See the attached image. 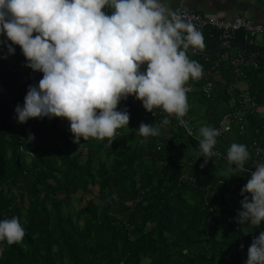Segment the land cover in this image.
Listing matches in <instances>:
<instances>
[{
	"label": "trees",
	"instance_id": "trees-1",
	"mask_svg": "<svg viewBox=\"0 0 264 264\" xmlns=\"http://www.w3.org/2000/svg\"><path fill=\"white\" fill-rule=\"evenodd\" d=\"M203 38L205 50L220 45ZM9 44L0 35V220L17 217L26 234L20 245L0 243V264H246L264 222L258 228L237 224L250 174H227L226 156L236 142L247 146L250 157L253 144L260 146L264 158V113L249 116L244 134L233 126L217 139L219 160L212 157L202 168L204 158L197 156L199 128H215L229 108L222 91L233 81L229 69L210 97L197 90L189 95L186 115L194 137L176 126L138 139L133 131L140 109L123 100L117 110L128 111L129 130L118 129L123 133L109 148L81 140V161V145L73 143L66 119L17 122L15 108L23 107L34 85L24 79L31 71L8 59ZM248 92L264 107V69L250 75ZM255 165L251 157L245 167ZM184 173L193 185L179 182Z\"/></svg>",
	"mask_w": 264,
	"mask_h": 264
},
{
	"label": "clouds",
	"instance_id": "clouds-1",
	"mask_svg": "<svg viewBox=\"0 0 264 264\" xmlns=\"http://www.w3.org/2000/svg\"><path fill=\"white\" fill-rule=\"evenodd\" d=\"M0 35L10 41L9 55L18 46L26 67L43 74L29 86L23 107L16 106L17 122L66 119L76 144L91 138L109 148L117 130L128 129V111L117 109L129 96L153 116L154 109L167 114L159 124L141 123V137L160 136L172 117L184 124L188 82L203 76L202 65L188 56L190 49H204L202 32L164 0H0ZM219 135L211 126L199 128L202 168L219 155ZM226 158L232 175L249 173L246 145L233 142ZM240 195L237 224L258 228L264 222V163L255 165ZM25 234L17 217L0 220V243L20 245ZM246 264H264V231L252 240Z\"/></svg>",
	"mask_w": 264,
	"mask_h": 264
},
{
	"label": "built area",
	"instance_id": "built-area-1",
	"mask_svg": "<svg viewBox=\"0 0 264 264\" xmlns=\"http://www.w3.org/2000/svg\"><path fill=\"white\" fill-rule=\"evenodd\" d=\"M175 11L184 15L186 19L194 23L202 32L203 37H206L210 43L218 41L221 44L228 40H236L235 37L237 35L243 37V40L238 41L245 43L255 45L257 39L264 42V24H254L242 16H237L229 21H221L217 18L206 17L191 11L183 5H179ZM231 46L232 45L223 47L214 59L209 58V56H202L203 58L198 61L202 64L203 68L202 78L198 81L190 80L187 85L189 88L187 96L197 90L199 94L205 97H210L215 93L217 88V81L213 80L212 76L219 80L222 75V70H230L233 81L229 85L224 86L222 90L227 97L229 108L221 116L215 127V129H218L220 132L217 139L230 133L233 126L237 127L238 134H244L249 116L259 112L258 103L255 98L249 94L248 87L250 75L264 69V65L262 64V62H264V53L243 48L234 49L231 48ZM194 53L196 54L197 51L190 49L188 56ZM42 76L43 74L40 72L31 71L27 72L24 79H27L26 82H31L34 86H37L40 79H42ZM240 82L245 84L244 88L239 86ZM126 101L132 105H136L140 109L139 118L135 130L133 131L138 139L140 137L138 134V128L141 123L159 124L167 115L160 109H154V116L152 113L146 112L143 109L141 102L137 101L134 96H129ZM183 119L185 123L180 124L177 119L172 117L170 123L162 128L169 130V128L171 129L176 126L182 127L185 131V136L194 137V127L190 124V119L187 115H185ZM34 121L35 119H32V122ZM214 151L219 153V155L213 156L214 159L219 160L223 157L222 152L216 147L214 148ZM251 157L252 161L256 164L264 163L262 148L256 144H253ZM251 171H254V169L250 170L249 174ZM179 182L193 185L195 179L188 173H184L179 177Z\"/></svg>",
	"mask_w": 264,
	"mask_h": 264
},
{
	"label": "crops",
	"instance_id": "crops-1",
	"mask_svg": "<svg viewBox=\"0 0 264 264\" xmlns=\"http://www.w3.org/2000/svg\"><path fill=\"white\" fill-rule=\"evenodd\" d=\"M164 2L173 10H175L179 5H183L191 11L206 17L217 18L221 21H229L237 16H242L254 24H264V0H164ZM107 11L108 14H111L110 10ZM255 45L258 44L256 43ZM262 45L264 46V43ZM203 50L210 51L205 49ZM218 54L219 52L209 57L214 59ZM8 59L16 62L20 68L32 71L30 68L26 67L27 62L20 48L17 51H14L13 54L8 55ZM212 79L216 81L220 80L213 76ZM239 86L244 88L245 84L240 82ZM188 97L189 96H187V98ZM259 113H264V107H259ZM80 151L85 152L86 150L81 149Z\"/></svg>",
	"mask_w": 264,
	"mask_h": 264
},
{
	"label": "water",
	"instance_id": "water-1",
	"mask_svg": "<svg viewBox=\"0 0 264 264\" xmlns=\"http://www.w3.org/2000/svg\"><path fill=\"white\" fill-rule=\"evenodd\" d=\"M230 45H236V46L241 47V48L246 49V50L258 51V52L264 53V46L263 45H253V44L245 43V42L238 41V40H228V41L222 42L214 50H210V51L196 50V51H197V53H199L201 55L211 56V55L218 53L220 50H222L223 47H227Z\"/></svg>",
	"mask_w": 264,
	"mask_h": 264
},
{
	"label": "rangeland",
	"instance_id": "rangeland-1",
	"mask_svg": "<svg viewBox=\"0 0 264 264\" xmlns=\"http://www.w3.org/2000/svg\"><path fill=\"white\" fill-rule=\"evenodd\" d=\"M258 45L259 44H263L264 42L262 41V40H260V39H257L256 41H255ZM119 105H122V102H120V104ZM191 120H193V117H191ZM199 120V118L198 119H196V122ZM123 131H125L126 130V128L125 129H122ZM119 133H123V132H119ZM81 146H79V150H81L82 149V144H80ZM82 153H83V151H80L78 154H77V157H78V159L79 160H81V161H83V157H82ZM230 172L228 171L227 172V174H229ZM91 191H93L94 193H96V191L93 189V188H91ZM79 195V194H78ZM83 203H84V201H82V202H74V208L76 209V208H78V207H82L83 206Z\"/></svg>",
	"mask_w": 264,
	"mask_h": 264
}]
</instances>
